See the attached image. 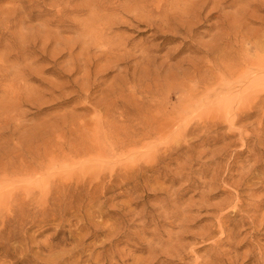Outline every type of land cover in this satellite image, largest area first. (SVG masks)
Returning a JSON list of instances; mask_svg holds the SVG:
<instances>
[{
	"label": "rangeland",
	"instance_id": "obj_1",
	"mask_svg": "<svg viewBox=\"0 0 264 264\" xmlns=\"http://www.w3.org/2000/svg\"><path fill=\"white\" fill-rule=\"evenodd\" d=\"M135 1L0 0V264H264V0Z\"/></svg>",
	"mask_w": 264,
	"mask_h": 264
},
{
	"label": "bare ground",
	"instance_id": "obj_2",
	"mask_svg": "<svg viewBox=\"0 0 264 264\" xmlns=\"http://www.w3.org/2000/svg\"><path fill=\"white\" fill-rule=\"evenodd\" d=\"M136 1H137V0H136ZM136 1H135V2H136ZM138 1H139V0H138ZM140 1L142 2V0H140ZM154 1H155V0H154ZM156 1H157V0H156ZM159 1H160V0H159ZM164 1H166V0H161L159 3H162V2H164ZM183 1H184V0H183ZM187 1H189V0H187ZM191 1H193V0H190V2H191ZM195 1H196V0H195ZM200 1H201V0H199V2H200ZM203 1H205V0H203ZM146 2H147V1H146ZM149 2H150V1H149ZM152 2H153V1H152ZM170 2H171V1H170ZM178 2H179V1H178ZM184 2H185V1H184ZM199 2L196 1V2H194V4H196V3L198 4ZM205 2H207V1H205ZM208 2H209V1H208ZM147 3H148V2H147ZM172 3H173V2H172ZM174 3H175V2H174ZM191 3L193 4V2H191ZM113 4H114V3H113ZM137 4H138V3H137ZM140 4H141V3H140ZM142 4H143V3H142ZM144 4H145V3H144ZM200 4H201V2H200ZM200 4H199V6H200ZM202 4H204V2H202ZM146 5H147V4H146ZM161 5H162V4H161ZM161 5H160V6H161ZM180 5H181V4H180ZM186 5L188 6V3H187V2H186ZM112 6H113V5H112ZM136 6H137V5H136ZM175 6H176V5H175ZM187 6H186V7H187ZM191 6H192V5H191ZM193 6H196V5H193ZM201 6H202V5H201ZM203 6H205V5H203ZM203 6H202V7H203ZM139 7H140V6H139ZM178 7H179V6H178ZM188 7H190V6H188ZM188 7H187V8H188ZM196 7H197V6H196ZM196 7H194L195 9H193V8H191V7H190V8L193 9V11H197V10L199 9V7H197V9H196ZM141 8H142V7H141ZM141 8H140V9H141ZM144 8H145V7H144ZM180 8H181V7H180ZM203 8H204V7H203ZM203 8H202V9H203ZM113 9H114V8H113ZM115 9H116V8H115ZM133 9H134V8H133ZM154 9H155V8H154ZM200 9H201V8H200ZM202 9H201V11H202ZM117 10H118V9H117ZM135 10H136V9H135ZM158 10H160V9H158ZM179 10H182V9H179ZM188 10H190V9L188 8ZM188 10H187V11H188ZM136 11H137V10H136ZM172 11H173V10H172ZM193 11H192V10L190 11V12H192L191 15H192V16H195V14H196L197 12L193 15ZM133 12H134V10H133ZM140 12H141V11H140ZM169 12H170V11H169ZM183 12H185V11H183ZM198 12H199V10H198ZM135 13H136V12H135ZM142 13H143V12H142ZM172 13H173V12H172ZM180 13H181V12H180ZM199 13H200V12H199ZM128 14H129V12H128ZM188 14H189V13H188ZM140 15H141V13H140ZM157 15H158V14H157ZM186 15H187V14H186ZM196 15H198V14H196ZM199 15H200V14H199ZM199 15H198V16H199ZM159 16H160V15H159ZM166 16H167V15H166ZM176 16H177V15H176ZM139 17H140V16H139ZM186 17H187V16H186ZM123 19H124V18H123ZM158 19H159V18H158ZM187 19H188V18H187ZM192 19H193V18H192ZM156 20H157V19H156ZM160 20H161V19H160ZM193 21H194V20H193ZM191 22H192V21H191ZM191 22H190V26H189L188 23H187V24H188V25H187L186 22H185V25L191 27ZM167 23H168V22H167ZM164 24H165V23H164ZM193 24H194V23H193ZM185 25H182V26L185 27ZM173 26H174V25H173ZM175 26H176V25H175ZM178 26H179V25H178ZM182 26H181V28H178L179 31H181L180 29H182ZM187 26H186V28H187ZM192 26H194V25H192ZM176 27H177V26H176ZM184 27H183V28H184ZM162 28H163V27H162ZM193 28H194V27H193ZM174 29H175V28H174ZM176 29H177V28H176ZM191 29H192V28H191ZM183 31H186L185 28L183 29ZM193 32H194V31L189 30L187 33H188V35H189V34H192ZM185 33H186V32H185ZM187 33H186V34H187ZM194 33H195V32H194ZM192 35H193V34H192ZM190 37H191V36H190ZM222 62H223V61H222ZM216 63H217V61H216ZM211 65L213 66L214 64H211ZM212 66H211L210 68H212ZM214 66H215V65H214ZM214 66H213V68H214ZM220 68H221V66H220ZM222 68H223V67H222ZM214 69H215V68H214ZM207 70H209V68H208ZM210 70H211V69H210ZM210 70H209V71H210ZM211 71H212V72H211ZM211 71H210V72H211L210 74H212V77H213V75H214L215 73L213 74V70H211ZM204 73H205V72H204ZM207 73H208V72H207ZM207 75H208V74H206V76H207ZM206 76H205V78H206ZM207 77H209V75H208ZM212 77H211L210 79H212ZM205 78H204V79H205ZM213 78H214V80H215V77H213ZM202 79H203V78H202ZM208 80H209V78H208ZM208 80H207V81H208ZM212 80H213V79H212ZM199 81H200V80H199ZM203 82H204V80H203ZM208 84H210V82H208ZM206 85H207V84H206ZM210 85H211V84H210ZM144 116H145V115H144ZM130 118H131V117H130ZM141 120H142V118H141ZM142 121H143V120H142ZM144 121H145V120H144ZM145 122H146V121H145ZM169 122H170V121H169ZM177 127H178V126H177ZM174 129H175V128H174ZM174 129H173V131H174ZM149 131H150V130H149ZM176 131H177V130H176ZM133 132H134V131H133ZM134 135H135V134H134ZM133 137H134V136H133ZM127 138H128V137H127ZM149 138H150V137H149ZM133 145H134V144H133ZM84 147H85V146H84ZM142 149H143V148H142ZM133 150H134V149H133ZM87 152H88V151H87ZM134 153H135V152H134ZM131 154H132V151H131ZM94 159H95V158H94ZM93 162H94V161H93ZM20 202H21V201H20Z\"/></svg>",
	"mask_w": 264,
	"mask_h": 264
}]
</instances>
